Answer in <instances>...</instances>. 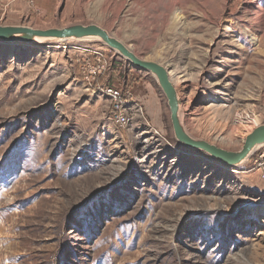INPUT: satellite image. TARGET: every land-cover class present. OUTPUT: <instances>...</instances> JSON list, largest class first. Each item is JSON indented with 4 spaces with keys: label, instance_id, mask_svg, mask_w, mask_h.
Wrapping results in <instances>:
<instances>
[{
    "label": "rangeland",
    "instance_id": "374dc122",
    "mask_svg": "<svg viewBox=\"0 0 264 264\" xmlns=\"http://www.w3.org/2000/svg\"><path fill=\"white\" fill-rule=\"evenodd\" d=\"M169 1L0 0V26L102 28L237 152L264 125V0ZM0 264H264V144L232 168L179 144L156 78L98 39L0 42Z\"/></svg>",
    "mask_w": 264,
    "mask_h": 264
},
{
    "label": "water",
    "instance_id": "95a60500",
    "mask_svg": "<svg viewBox=\"0 0 264 264\" xmlns=\"http://www.w3.org/2000/svg\"><path fill=\"white\" fill-rule=\"evenodd\" d=\"M98 39L117 52L135 69L152 74L161 88L170 112V121L177 142L186 148L199 150L219 163L232 168L241 164L257 146L264 144V125L257 126L246 136L242 148L237 152L220 149L205 141L189 136L179 119V99L171 84L167 71L157 63L138 58L128 47L96 25H72L60 29L34 30L27 27L0 26V42L31 44L34 40H82Z\"/></svg>",
    "mask_w": 264,
    "mask_h": 264
},
{
    "label": "built area",
    "instance_id": "2783aa9c",
    "mask_svg": "<svg viewBox=\"0 0 264 264\" xmlns=\"http://www.w3.org/2000/svg\"><path fill=\"white\" fill-rule=\"evenodd\" d=\"M106 95L112 100V101H118L120 99V93L118 89L114 87L107 88L105 90ZM119 117H123V115H119ZM118 120V119H117ZM127 121L124 118L120 119L121 124H125Z\"/></svg>",
    "mask_w": 264,
    "mask_h": 264
},
{
    "label": "bare ground",
    "instance_id": "6f19581e",
    "mask_svg": "<svg viewBox=\"0 0 264 264\" xmlns=\"http://www.w3.org/2000/svg\"><path fill=\"white\" fill-rule=\"evenodd\" d=\"M174 1V0H173ZM178 3H179V0H175L174 2H172V0H171V2L169 1V5H170V9L172 8H174V7H176V6H178ZM178 17V16H177ZM38 41V43H42V42H51V41H62V40H42V39H37V40H34V42L33 43H35V42H37ZM181 114V112H180V110H179V115Z\"/></svg>",
    "mask_w": 264,
    "mask_h": 264
}]
</instances>
